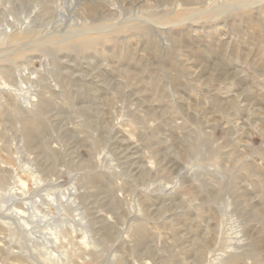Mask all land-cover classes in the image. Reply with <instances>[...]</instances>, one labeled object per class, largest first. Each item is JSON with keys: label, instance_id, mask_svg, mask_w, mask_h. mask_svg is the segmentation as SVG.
<instances>
[{"label": "rangeland", "instance_id": "1", "mask_svg": "<svg viewBox=\"0 0 264 264\" xmlns=\"http://www.w3.org/2000/svg\"><path fill=\"white\" fill-rule=\"evenodd\" d=\"M13 186L74 203L0 264H264V0H0Z\"/></svg>", "mask_w": 264, "mask_h": 264}, {"label": "bare ground", "instance_id": "2", "mask_svg": "<svg viewBox=\"0 0 264 264\" xmlns=\"http://www.w3.org/2000/svg\"><path fill=\"white\" fill-rule=\"evenodd\" d=\"M101 1H105V0H101ZM140 1H142V0H140ZM137 4H138V2H137ZM142 4H144V3L142 2ZM56 8H57V12L60 14V16L65 17V15H63V13L60 9V4L57 5ZM3 90H5V89H3ZM25 94H26V92L22 93V98L24 99L26 105L28 106L32 102H31V100L25 98ZM238 123L239 122H236L234 127H236L238 125ZM241 123L245 124V121H242ZM19 182L22 183L21 180H19ZM34 184L37 185L36 182H34ZM17 191L18 190H16L14 188V186H13V188L8 189V191L5 195L6 200L3 201L4 206L3 205L0 206V222H2L4 225L9 227L10 230H12V231H14L16 229H20L25 234L31 235L29 237L31 239V241L38 243V245H42V243L43 244L45 243L46 245L48 243L54 244L53 242H54V240H56V237H55L56 231L58 229H60V230L63 229L62 231L64 232V230H65L64 228L70 227V225L67 221H64V223L61 222L62 223L61 224V223H57L56 219H58L59 217H62V212H63L62 210L64 209L65 206L71 205L74 203V196H75L74 192L70 191L69 193L65 194L62 198H57V196L56 197L53 196V197L48 198L47 200H45L43 197L40 196L39 200H35L34 202L24 203L23 204L24 208H22V207H19L18 203L22 199V196L25 193V191H23V189H22L21 193H19ZM26 193H27V191H26ZM52 206L57 210V212L55 211L56 212L55 215H52L49 212V208ZM40 208L44 212L42 215L40 214V211H41ZM39 224H41V225H39ZM38 226L39 227L43 226L44 229H47L46 232L36 231L39 234V235H36L34 229H36ZM56 228H58V229L56 230ZM71 228H72V231H75L74 226ZM62 231L60 233H62ZM80 231L84 235V233L81 229H80ZM39 243H41V244H39ZM46 247H47V249L50 250V248L52 246H46ZM44 250H45V248H44ZM51 253H52V251H49L48 255H49V257L50 256L52 257V260L58 259V256L55 255V253L54 254H51ZM59 261H62V260H59Z\"/></svg>", "mask_w": 264, "mask_h": 264}]
</instances>
